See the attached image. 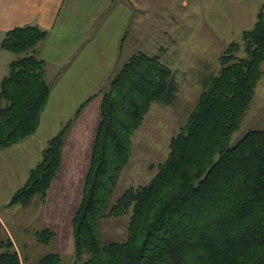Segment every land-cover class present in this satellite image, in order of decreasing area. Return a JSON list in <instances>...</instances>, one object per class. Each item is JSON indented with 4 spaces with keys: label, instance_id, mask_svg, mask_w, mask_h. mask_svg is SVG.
Here are the masks:
<instances>
[{
    "label": "trees",
    "instance_id": "obj_1",
    "mask_svg": "<svg viewBox=\"0 0 264 264\" xmlns=\"http://www.w3.org/2000/svg\"><path fill=\"white\" fill-rule=\"evenodd\" d=\"M47 35L45 28L27 24L8 30L2 40V48L15 56L0 83V148L23 141L40 125L51 87L45 59L28 51ZM219 62V72L203 80L197 103L172 136L154 176L126 188L114 202L135 132L154 102L175 100L179 85L160 55L140 51L108 88L80 105L75 117L102 94L82 198L72 219L75 264H264V129H251L230 145L263 74L264 7L240 41L228 43ZM73 120L48 140L9 205L26 206L36 195L46 201ZM127 213V237L104 242L101 221ZM35 234L49 242L55 231ZM2 246L0 264H23L10 237ZM36 264H63V258L52 252Z\"/></svg>",
    "mask_w": 264,
    "mask_h": 264
},
{
    "label": "rangeland",
    "instance_id": "obj_2",
    "mask_svg": "<svg viewBox=\"0 0 264 264\" xmlns=\"http://www.w3.org/2000/svg\"><path fill=\"white\" fill-rule=\"evenodd\" d=\"M116 1L119 0H113L111 7H107L102 12L105 18L110 16L114 22L121 11L113 8ZM121 5L123 9L124 5L132 8V14L121 36L119 54L111 70L99 83L98 91L108 88L111 79L119 72L123 64L134 53L140 51L160 55L174 71L179 90L175 100L170 104L163 101L154 102L143 124L135 132L132 138V155L121 173L112 202L126 188L147 184L154 176L158 169L157 165L168 156L172 136L186 122L189 112L197 103L204 89L203 80L219 72V57L228 45V43L212 44L215 49L207 50L205 44H200L199 36L205 28L203 12L199 7L191 6L181 13H176L168 11L162 5L152 6L148 8L150 12L148 17L144 15L146 12L137 13L130 0H122ZM136 16L139 17L138 20L135 19ZM175 19V25L171 26ZM135 22L137 23L134 26ZM237 40L240 41V37ZM173 41L177 43L173 44ZM153 43L156 44L155 48ZM33 49H30L28 53H34ZM241 54H244V51ZM96 57L99 65L97 54ZM81 71L86 72V70ZM262 72L252 102L242 117L239 128L233 133L230 145L236 144L251 129H264V63ZM58 77L56 71L47 75V80L52 87ZM82 78L83 76L78 73L76 79ZM97 102L98 100H95L92 105V114L95 121L99 123L100 110H97ZM56 114H58L57 111ZM93 129L94 126L90 129L91 132L87 130L90 133L89 137L81 140L80 145H77L78 148L73 143L71 145L68 143L66 148L68 154L48 204H46L47 199L45 201L40 195H36L26 206L0 205V213L13 236L12 238L5 227H2L0 253L5 249L2 246V240L10 237L13 241V249L19 252L23 264H36L42 256L52 252L61 253L63 264H75L72 219L82 198L85 174L92 153L90 143ZM6 149L8 148H0V151H7ZM130 213L104 218L101 221V238L104 242L121 241L127 237ZM45 228L55 231L54 237L49 242L39 241L35 234L37 230Z\"/></svg>",
    "mask_w": 264,
    "mask_h": 264
},
{
    "label": "crops",
    "instance_id": "obj_3",
    "mask_svg": "<svg viewBox=\"0 0 264 264\" xmlns=\"http://www.w3.org/2000/svg\"><path fill=\"white\" fill-rule=\"evenodd\" d=\"M112 1L0 0V83L8 72L9 62L15 56L11 51L2 48V40L8 30L27 24L38 25L48 31V35L33 50L47 63L46 78L55 71L59 75L54 86L50 85V96L42 112L37 131L25 141L23 140L24 142L8 147L7 151H0V205L8 204L12 194L26 181L48 140L69 119L74 120L66 136L59 172L68 154L66 151L68 143L69 145L73 143L78 148L77 145H80L81 140L89 137V131L91 132L90 129L94 126L90 143L92 151L96 124H98L93 118L92 105L95 100H98L97 110H100L102 94L98 93L94 96L76 117L75 113L89 95L98 91L99 83L111 70L120 51L121 36L132 14V8L124 5L123 9L122 0L116 1L113 8L121 11L114 22L110 16L105 18L102 13L104 9L111 7ZM130 1L137 13L146 12L144 15L148 17L150 16L148 8L152 6L162 5L168 11L176 13H181L191 6L199 7L203 12L205 28L199 39H201L200 44H205L207 50L215 49L212 44L237 40L242 31L254 26L259 11L264 7V0ZM135 19L138 20L139 17L136 16ZM175 21L176 19L171 26L175 25ZM136 23L133 25L135 26ZM175 43L177 41H173V44ZM153 47H156L155 43ZM96 54L100 61L99 65ZM78 73L83 76L81 80L76 79ZM86 76L90 77L85 78ZM59 172L49 190L46 204L52 197ZM2 227H5L7 233L13 238L0 213V242Z\"/></svg>",
    "mask_w": 264,
    "mask_h": 264
}]
</instances>
